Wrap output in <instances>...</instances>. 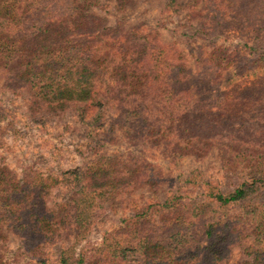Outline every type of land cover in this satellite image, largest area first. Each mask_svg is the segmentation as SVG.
I'll use <instances>...</instances> for the list:
<instances>
[{"label": "trees", "instance_id": "16d2710c", "mask_svg": "<svg viewBox=\"0 0 264 264\" xmlns=\"http://www.w3.org/2000/svg\"><path fill=\"white\" fill-rule=\"evenodd\" d=\"M130 1L114 0L118 9ZM97 3L0 0L2 88L25 91L35 110L73 107L92 117L93 129L103 118L98 108H112L111 125L121 135L172 160L200 158L215 147L236 184L221 190L191 171L184 190L200 185V198L185 203L175 193L164 202H134L132 216L85 249L101 205L144 184L157 186V166L141 155L98 156L71 172L75 187L53 209L46 195L56 180L32 170L18 178L0 165V241L9 232L18 236L15 257H26L25 264H48V246L58 243V264H264V76L218 88L228 69L242 76L264 67V0L167 1L163 9L179 26L197 22L191 37L246 32L256 41L248 53L215 44L199 50L196 78L183 49L143 24L108 27L92 11ZM5 114L0 107V119ZM93 129L86 144L98 154ZM1 135L0 127V143ZM232 247L241 258L230 263Z\"/></svg>", "mask_w": 264, "mask_h": 264}, {"label": "rangeland", "instance_id": "374dc122", "mask_svg": "<svg viewBox=\"0 0 264 264\" xmlns=\"http://www.w3.org/2000/svg\"><path fill=\"white\" fill-rule=\"evenodd\" d=\"M167 1L132 0L125 8L118 9L114 0H98L92 11L100 16L108 27H114L120 22L127 27L143 24L157 30L162 42L175 43L185 51L186 65L190 75L195 78L201 71L198 63L195 62L199 50L205 53L215 44L229 51L238 48L248 53L251 52L250 48L256 46L252 34L246 32H229L220 36L210 35L202 38L191 37V29L197 27V22L194 21L192 27L179 26L178 19L168 17L169 13L163 9ZM262 76H264V67H257L242 76L237 75L233 69H228L222 73L218 88L228 90L234 86H243ZM1 85L2 80H0V107L6 114L0 119L2 128L0 165L8 167L18 178H21L25 171L32 170L56 180L57 183L46 195L49 208L56 209L66 203L67 197L75 187L71 172L91 167L98 156L141 155L144 160L157 166L156 175L159 181L157 186L144 184L121 197L110 196L101 205L89 235L81 244L85 249L100 244L105 235L122 224V218L132 216V211L129 209L134 202L141 205L153 196L164 202L175 193L184 197L185 203L200 198L202 195L200 185L195 189L184 190L185 180L191 171H198L205 180L219 184L221 190H227L236 184L237 179L233 174L222 169L215 147L200 158L188 155L180 160H172L167 158L160 148L143 149L121 135L120 130L115 125L113 127L111 125L114 117L112 108L106 106L98 108L103 118L100 120V125L93 129L92 117L81 116L73 107L35 110L29 106V96L25 91H13L2 88ZM91 129L93 135L97 136L98 154L90 150L86 144V136ZM20 244L19 237L10 232L4 241H0L3 264L26 263V257H15ZM61 246L60 243L48 246L50 258L48 264H58L56 260ZM239 258H241L240 251L232 247L229 262L233 263Z\"/></svg>", "mask_w": 264, "mask_h": 264}]
</instances>
